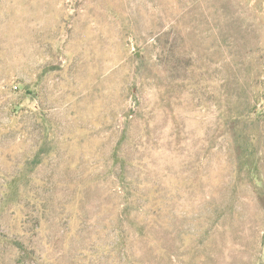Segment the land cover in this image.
I'll list each match as a JSON object with an SVG mask.
<instances>
[{
  "label": "rangeland",
  "instance_id": "obj_1",
  "mask_svg": "<svg viewBox=\"0 0 264 264\" xmlns=\"http://www.w3.org/2000/svg\"><path fill=\"white\" fill-rule=\"evenodd\" d=\"M264 0H0V264H264Z\"/></svg>",
  "mask_w": 264,
  "mask_h": 264
},
{
  "label": "trees",
  "instance_id": "obj_2",
  "mask_svg": "<svg viewBox=\"0 0 264 264\" xmlns=\"http://www.w3.org/2000/svg\"><path fill=\"white\" fill-rule=\"evenodd\" d=\"M264 203V202H263Z\"/></svg>",
  "mask_w": 264,
  "mask_h": 264
}]
</instances>
